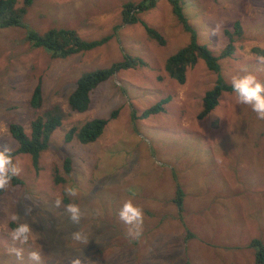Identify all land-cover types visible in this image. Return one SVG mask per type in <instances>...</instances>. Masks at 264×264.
Here are the masks:
<instances>
[{
  "label": "rangeland",
  "instance_id": "374dc122",
  "mask_svg": "<svg viewBox=\"0 0 264 264\" xmlns=\"http://www.w3.org/2000/svg\"><path fill=\"white\" fill-rule=\"evenodd\" d=\"M125 1L34 0L23 14L25 26L0 30V149L18 148L11 122L28 132L30 121L53 103L65 113L50 146L36 159L12 155L22 171L16 184L12 179L8 190L0 191V264H20L7 254L11 212L38 236L22 246L23 264H33L28 253L40 249L42 264H69L75 257L83 264H254L255 249L245 244L258 239L264 245V120L250 106L237 104L232 91L221 92L217 105L199 118L203 95L217 73L198 60L187 69L185 82L171 78L164 65L190 36L172 15L170 2L155 0L139 13L163 42L142 22L122 23ZM180 3L194 21L199 44L216 55L234 45L233 55L220 59L219 74L228 84L247 64L259 68L257 76L264 80V70L255 64V49L264 50V0ZM51 27L74 28L87 40L109 38L85 52L51 58L24 39L26 28L43 34ZM125 55L144 64L114 73L91 91L86 111H72L68 95L77 78ZM38 82L43 102L34 109L29 99ZM156 101L164 111L133 122L134 111ZM112 109L117 117L98 139L65 141L71 127L107 117ZM207 155L213 157L210 168ZM65 156L71 158L68 173ZM67 185L77 187L78 198L64 194ZM177 185L184 192L180 211L173 200ZM65 196L81 210L79 225L65 211L68 203L55 206ZM128 199L143 210L139 239L127 235L118 217ZM76 230L86 233V245L72 239Z\"/></svg>",
  "mask_w": 264,
  "mask_h": 264
},
{
  "label": "trees",
  "instance_id": "16d2710c",
  "mask_svg": "<svg viewBox=\"0 0 264 264\" xmlns=\"http://www.w3.org/2000/svg\"><path fill=\"white\" fill-rule=\"evenodd\" d=\"M33 1L34 0H21L20 4H18V0H0V30L25 26L23 14ZM168 1L172 6V15L179 20L180 23L178 24L190 37L184 46L177 49L176 52L168 58L166 65H164L165 71L178 83H183L185 82L187 69L196 64L198 60H202L210 70L217 73L214 85L204 93L202 101L203 106L198 113V117L201 118L207 115L217 105L218 97L221 92L232 91L231 84H228L219 72L220 59L232 56L233 54L230 53L235 47L232 42H230L225 46L221 54L216 55L205 44H199L197 42V30L194 21H191L185 16L180 0ZM155 3V0H127L123 2L120 10L121 21L123 24H134L138 21L142 22V24L145 25V29L152 37L156 38L158 41L164 42L163 37L155 29L147 26L139 17L141 11L153 7ZM108 38L109 36L93 40L83 39L74 28L51 27L43 34L38 33L35 28H26L24 30L25 41H29L32 47H42L49 52L51 58H64L72 54L85 52L101 45L104 39ZM255 51L258 53L257 59L258 57L264 56V50L255 49ZM143 64L144 61L142 59L125 55L124 60L115 62L109 67L97 68L82 73L76 80L75 88L68 95L70 109L80 113L84 112L88 108L90 102V93L97 85L109 79L114 73L120 70ZM255 64L260 65L264 70V63H260L258 60L255 61ZM253 67L252 64L246 65L248 71L254 72L257 75L259 68L255 67L256 69L252 70ZM42 102L41 84L38 82L33 88L29 104L32 108L38 109L42 106ZM156 108L157 106L153 107L151 111H155ZM134 113L132 119L149 115V112L145 111L141 113H136V111H134ZM117 114L118 111L112 109L108 118L96 117L86 121L79 127L73 126L65 133L64 139L65 141H69L75 137L82 143L95 141L101 136L109 121L108 119L117 117ZM64 117L65 113L61 109L60 104L56 102L30 121L28 132L25 131L24 127L20 124L11 122L9 124V130L11 135L18 142V148L10 152L11 155L15 153H27L36 159L42 151L50 146L49 143L53 133L62 125ZM208 150L209 149H205V154ZM207 157L209 158L208 164L210 168L213 164V162H211L213 157L209 155H207ZM63 165L66 173H68L71 165V158L69 156H65ZM57 172L58 169L55 168V173ZM58 180L59 178H57V181ZM13 183H15V180ZM183 198L184 192L182 188L177 185L175 198L173 200L177 203L179 211L182 210L183 207ZM62 200L65 203H69L66 196ZM248 246L255 249V264H264V245L262 242L258 239H253ZM184 264H190V262Z\"/></svg>",
  "mask_w": 264,
  "mask_h": 264
},
{
  "label": "clouds",
  "instance_id": "9594fccd",
  "mask_svg": "<svg viewBox=\"0 0 264 264\" xmlns=\"http://www.w3.org/2000/svg\"><path fill=\"white\" fill-rule=\"evenodd\" d=\"M258 60L260 63H264V56L258 57ZM230 84L231 89L235 94V102L239 105L250 106L252 111L257 114V118L264 120V80H261L254 72L248 71L245 68L241 69V73L231 76ZM155 106H157L158 109L156 108L155 111H151ZM142 108L141 111L136 110V113H138V111H140L139 113L145 111L149 112V115L133 119V122H135L136 120L148 118L153 114L164 111V105L159 101H156L152 104H146ZM109 115L106 118H108ZM110 119L113 118H109L108 120ZM141 165H143V163ZM21 171L22 169L19 166V163L14 162L13 156L10 153V149H8L7 147L0 149V191H7L12 179L14 177H18ZM64 194L70 198H78V189L74 185H67L64 188ZM61 204L62 199L57 198L55 200V206L60 207ZM30 211V208L25 210L26 213ZM65 211L69 214V218L73 224H80L82 213L78 204L68 203L67 205H65ZM118 217L127 226V235L132 239H139L142 235L143 229L142 208L134 204L132 199H128L123 202L122 207L119 210ZM8 220L9 223L14 226L8 232V236L12 241V245L7 248V254L10 256H14L16 260L20 262V264H23L24 248L22 246L28 245L30 241L37 242L38 236L34 235V230L31 224L21 221V217L18 212L9 213ZM71 237L74 241L82 243L84 245H86L89 241L86 233L80 230L72 232ZM252 240L253 239L247 242L245 246L250 247L248 246V244ZM41 252V249L31 250L28 253V260L33 262V264H42ZM69 264H83V261L80 257H75L70 259Z\"/></svg>",
  "mask_w": 264,
  "mask_h": 264
},
{
  "label": "crops",
  "instance_id": "0c3cea01",
  "mask_svg": "<svg viewBox=\"0 0 264 264\" xmlns=\"http://www.w3.org/2000/svg\"><path fill=\"white\" fill-rule=\"evenodd\" d=\"M132 1H135V0H132ZM152 8V7H151Z\"/></svg>",
  "mask_w": 264,
  "mask_h": 264
},
{
  "label": "flooded vegetation",
  "instance_id": "af4514ba",
  "mask_svg": "<svg viewBox=\"0 0 264 264\" xmlns=\"http://www.w3.org/2000/svg\"><path fill=\"white\" fill-rule=\"evenodd\" d=\"M89 105V104H88Z\"/></svg>",
  "mask_w": 264,
  "mask_h": 264
}]
</instances>
